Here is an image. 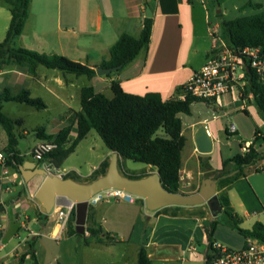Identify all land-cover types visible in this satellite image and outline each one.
I'll return each instance as SVG.
<instances>
[{
    "label": "crops",
    "instance_id": "obj_1",
    "mask_svg": "<svg viewBox=\"0 0 264 264\" xmlns=\"http://www.w3.org/2000/svg\"><path fill=\"white\" fill-rule=\"evenodd\" d=\"M249 2L260 3L264 7V0H234L233 9L240 10ZM146 6L149 7L153 20L148 46L120 71L109 76L95 74L87 78L65 74L41 65L35 67L34 73H30L25 64L9 63L0 67V93L5 88L11 94L26 89L31 97L39 98L46 105L43 109L35 110L46 111L50 105H55L58 109L60 107L61 110L50 125L38 126L44 129L45 135H55L66 125L69 118L67 111L80 110V102L78 107H71L70 103L77 95L79 99L82 87L91 86L96 93L104 94L110 89L111 82H117L125 93L139 96L157 93L162 100L169 99L204 64L214 46L210 29L217 27L218 30V25H213L210 20L208 0H30L23 30L12 40L10 47L28 49L39 54L61 55L95 70L102 61L108 60L109 49L121 34L139 37ZM247 8L256 12L251 7L245 9ZM216 12L217 15L223 14L222 10ZM0 13L7 21L4 26L6 32L10 13L1 4ZM231 102L238 100L231 99ZM251 102L254 103L253 94L246 99L245 108L241 111L247 114L246 104ZM207 104L218 105L219 101H210ZM3 109L4 106L2 112ZM208 123L209 120L200 119L199 124L194 125L193 122L186 131L182 128L179 180L183 194L197 192L207 178L217 180V176L221 174V168L215 169L210 164L214 136ZM199 125L205 126L211 136L212 151L209 154H199L195 149L193 134ZM91 131L59 167L44 160L45 164H50V171L63 178L72 174L75 178L73 180L84 183L82 179L89 177L103 161L107 160L109 163L113 152L106 149L101 154H96L94 148L89 150L90 154L82 165L68 163L69 157ZM230 134H236V130ZM75 136L76 125L73 124L68 135L69 141ZM257 138H262L259 132ZM258 139H254L253 147L261 153L264 149H257L255 146ZM40 141L43 140L37 138L31 148L23 152L18 149L17 141V151L22 162L35 161L30 151ZM250 143L251 141H246L240 144L238 153L245 154ZM6 145V134L0 131V151L4 152ZM242 146H246L244 153L240 150ZM184 150L186 152L183 157ZM121 160L117 155V167ZM42 163L37 164L42 167ZM206 163L209 170L204 171L201 166ZM247 169L248 173L243 174L226 189L230 207L237 216L238 226L243 230H251L255 223L264 224V159ZM3 171L0 166V177ZM154 172L155 169L147 166L142 174ZM3 177L0 181V264H33L30 252L36 256L38 264H43L47 251L42 239H53L52 235L57 227L56 221L52 224L46 221L47 215L34 197L43 177L35 176L38 179L37 184L28 188L25 185L27 182L17 170V165H7ZM18 184L22 185V189L11 201L7 200V195L14 193V186ZM219 193L216 183L217 196ZM200 206L199 210L204 212L201 217L189 216L188 213L182 214L180 211L177 216H173L174 211L167 208L174 206L164 207L167 212L157 214L158 210H148L144 200L138 197L133 203L100 202L88 207L85 229H101L102 234L89 236L85 231L81 241L76 236L66 235V226L60 232L59 239L65 236V240L75 244V249L81 255L76 264H103L99 262L103 250L111 252L115 245L124 243L135 247V259L128 262L126 259L115 258L112 264H136L141 246L147 250L150 260L156 250H168L189 259L198 258L197 254L192 255L187 251L188 246L192 244L197 249L198 245L207 244L204 228L214 219L207 205ZM62 208L57 206L53 210ZM55 211L52 212L56 215ZM33 223H40L38 230L29 228ZM104 233L117 242L107 243ZM57 259V254H54L52 261L56 260V264H59Z\"/></svg>",
    "mask_w": 264,
    "mask_h": 264
},
{
    "label": "trees",
    "instance_id": "obj_2",
    "mask_svg": "<svg viewBox=\"0 0 264 264\" xmlns=\"http://www.w3.org/2000/svg\"><path fill=\"white\" fill-rule=\"evenodd\" d=\"M30 0H0V4L5 6L10 13V20L0 42V67L9 63L25 64L30 73H34L36 66L41 65L48 69H57L65 74L75 76L93 77L96 72L93 68L72 61L57 54H39L35 51L23 48H11L12 40L21 34L28 15ZM251 7L256 12L249 16L224 20V27L227 43L232 48L259 47L264 51V7L260 3H247L240 10ZM153 20L151 17H144L139 37L135 38L128 34H121L117 41L109 49V58L102 61L100 67H118L120 71L124 66L134 60L137 55L147 48ZM113 73V72H112ZM111 74V73H110ZM108 74L107 76H109ZM112 97L107 98L102 93H96L91 86L82 87L80 90L78 112L69 110V118L55 135H45L44 129H35L38 139L53 141L57 148L44 156L55 167H59L64 159L71 154L77 144L86 137L90 130H94L100 137L105 147L116 152L122 160H131L149 166L152 170H157L162 186L170 192L182 193L180 190L179 169L180 152L183 146L181 135L182 123L179 115H191V105L193 103L210 101L195 97H186L184 101L179 100L175 95L180 92L181 86L177 88L175 94L167 100H162L157 93H147L145 95H133L121 90L117 82H111L109 86ZM248 89L253 94L254 104L257 110L264 113V86L260 85L253 74ZM16 102L25 104L36 109H43L46 105L39 99L31 97L26 89L20 90L16 94H11L5 88L0 93V127L6 134L7 145L4 153L7 155V165L16 166L22 162V158L17 151V136L14 133L16 126L21 124L20 120H13L2 112L4 103ZM76 125V136L69 141L68 135L71 126ZM158 131L161 134H158ZM227 135H233L227 132ZM257 131L255 138H257ZM69 146H65L66 144ZM264 159V151L259 153L251 142L247 147V152L243 155L237 153L231 158L222 162L221 174L217 176V188L219 202L222 206V213L228 219V225L239 234L247 237L261 238L264 234V224L255 223L251 230H243L238 226V220L233 209L230 207L226 189L243 176L246 167L253 166ZM108 166V161H103L99 168L90 176V180L104 175ZM201 168L209 170L207 163ZM128 178H140L142 175H127ZM64 178L75 179L72 174ZM90 208V207H89ZM173 216H177L182 207L174 206ZM167 212L166 208L156 211L157 214ZM203 211L188 213L189 216H203ZM74 209L71 210L67 221L68 236L82 237L84 234L76 233L74 229ZM219 224L217 217L204 228L207 244L212 243V235ZM85 231L89 236L102 234L101 229L87 227ZM104 233L107 243L117 241L108 237ZM33 264H38L36 256L30 252ZM136 264H151L150 257L144 247H139ZM204 264H208L207 259Z\"/></svg>",
    "mask_w": 264,
    "mask_h": 264
},
{
    "label": "rangeland",
    "instance_id": "obj_3",
    "mask_svg": "<svg viewBox=\"0 0 264 264\" xmlns=\"http://www.w3.org/2000/svg\"><path fill=\"white\" fill-rule=\"evenodd\" d=\"M234 0H208V8L210 11V20L212 24L218 25V37L224 42L227 41L224 27L222 22L224 20H230L238 17H244L252 15L254 12L248 8L245 10L233 9ZM218 10H222V15H217ZM7 21L3 14L0 13V42L4 36V26ZM107 97H112V92L109 89L104 93ZM218 105H209L205 102L193 103L191 105V115H179L182 123L183 131H186L196 118L202 120H209L208 127L213 133V153L211 155L210 164L215 169L221 168L222 160L231 157L238 153L239 145L246 141H254L255 132L258 131L262 138L255 141L257 149H264V113L257 110L253 102L247 103V114L239 110L241 102H231L229 95L218 98ZM3 113L11 119H20L22 122L19 126H16L14 133L17 136L18 149L23 152L31 148L33 142L37 140L35 135V129L38 126L50 125L54 120L57 112L61 108L55 105H50L46 111L35 110L31 106L25 104H19L16 102H7L3 104ZM71 107L79 106L78 95L76 99L70 103ZM47 125V126H48ZM233 125L236 129V134L227 135L225 129ZM0 131H3L0 127ZM4 132V131H3ZM25 132V133H24ZM158 134H161L158 131ZM96 154H101L106 150L104 143L95 131H91V134L83 140L74 154L69 157L68 163L72 165H82L87 160L90 149H93ZM186 150L183 152V157ZM146 165L133 162L131 160H121L119 162L118 169L120 173L127 175H141L146 170ZM248 167L244 168L243 174L248 173ZM84 183L90 182L89 177L82 179ZM38 179L31 178L27 181L26 187H33L37 184ZM15 192L7 195V200L14 198L22 189V185L18 184L14 186ZM203 205V204H202ZM206 205V204H205ZM95 206V205H94ZM93 207V206H91ZM200 205L193 206L192 208H182L180 213H193L199 211ZM170 211H174L172 207L167 208ZM150 213V212H149ZM57 220L56 215L51 212L47 215V222L50 224L55 223ZM219 224L217 225L213 235L212 242H216L224 248L231 250H239L244 246L245 237L239 234L236 230L228 225L227 217L221 213L217 216ZM40 223H33L29 225L32 230H38ZM23 234V231H22ZM67 235V234H66ZM65 236L58 241L49 238H43V242L46 246L47 255L43 259V264H56V260L52 261L54 254H57V262L59 264H76L81 255L79 250L75 249V244L65 240ZM78 237L77 239H80ZM81 240V239H80ZM82 241V240H81ZM209 251L206 245H198L196 254L198 258L189 259L183 255L173 254L168 250H156L153 251L151 261L152 264H204L203 260L205 255ZM136 249L126 243L115 245L111 252L103 250L100 254L99 262L103 264H112L113 259L117 260L126 259L131 262L135 259ZM182 256V257H181Z\"/></svg>",
    "mask_w": 264,
    "mask_h": 264
},
{
    "label": "built area",
    "instance_id": "obj_4",
    "mask_svg": "<svg viewBox=\"0 0 264 264\" xmlns=\"http://www.w3.org/2000/svg\"><path fill=\"white\" fill-rule=\"evenodd\" d=\"M214 46L204 64L193 73L191 78L181 85V90L175 97L184 101L186 97H195L206 101H217L218 98L229 95L232 101L238 100L242 104L240 110L245 108L246 99L252 96L248 89L251 75L256 81L264 86V51L259 47L232 48L228 43L223 42L218 37L217 27L210 29ZM249 70V72L246 71ZM235 127L231 125L227 129L228 133H234ZM57 148L53 141L43 140L37 143L30 151L33 159L37 163H42V167L50 170V164L44 163V156ZM242 153L246 152V146L240 147ZM7 155L0 151V166L4 170L0 181L5 175L7 166ZM264 173V169L262 170ZM136 196L118 188L101 190L87 200L88 207L100 202L123 201L133 203ZM73 205L63 207L55 211L56 230L53 239L59 240L60 232L67 226V221ZM209 251L204 261L208 264H264V234L261 238L247 237L244 246L239 250H231L222 247L216 242L206 244ZM187 251L195 255L196 247L189 244Z\"/></svg>",
    "mask_w": 264,
    "mask_h": 264
},
{
    "label": "water",
    "instance_id": "obj_5",
    "mask_svg": "<svg viewBox=\"0 0 264 264\" xmlns=\"http://www.w3.org/2000/svg\"><path fill=\"white\" fill-rule=\"evenodd\" d=\"M145 17H151L148 6ZM118 67H98L97 75H108L116 72ZM249 72L248 69H246ZM196 118L194 125L199 124ZM195 149L199 154H209L212 151V139L207 129L199 125L193 134ZM117 153L113 152L104 175L82 183L71 178H63L56 173L40 167L35 161H24L17 165L22 179L27 182L35 176L43 177L39 187L34 193L35 199L40 203L46 215L50 214L57 206L74 207L75 231L78 234L85 232L88 202L93 194L111 188L123 189L138 198H142L145 206L150 211H156L167 206H197L206 204L212 216L217 217L222 213V206L216 194L217 180L207 178L205 184L192 194H183L167 191L161 184L158 171L140 178H128L122 175L117 167Z\"/></svg>",
    "mask_w": 264,
    "mask_h": 264
}]
</instances>
